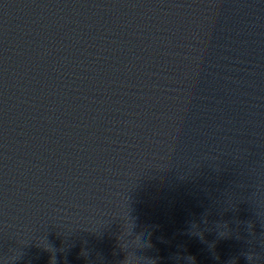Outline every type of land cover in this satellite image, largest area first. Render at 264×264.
I'll return each instance as SVG.
<instances>
[{
	"label": "clouds",
	"instance_id": "obj_1",
	"mask_svg": "<svg viewBox=\"0 0 264 264\" xmlns=\"http://www.w3.org/2000/svg\"><path fill=\"white\" fill-rule=\"evenodd\" d=\"M135 244L139 247H147L148 245L147 232L141 231L140 233H138L135 238ZM132 261H133V255L131 252H129L126 264H132ZM143 264H149V259L145 258V261L143 262Z\"/></svg>",
	"mask_w": 264,
	"mask_h": 264
}]
</instances>
